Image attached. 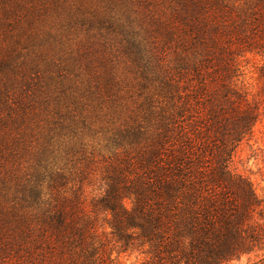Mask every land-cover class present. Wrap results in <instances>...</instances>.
<instances>
[{
  "label": "trees",
  "instance_id": "trees-1",
  "mask_svg": "<svg viewBox=\"0 0 264 264\" xmlns=\"http://www.w3.org/2000/svg\"><path fill=\"white\" fill-rule=\"evenodd\" d=\"M187 1L191 15L175 11L151 24L147 42L136 34L126 41L141 65L166 37L165 45L177 44L179 72L169 73L162 57L155 61L161 99L119 130L128 149L105 167L101 195L88 202L86 178L77 181L68 163L59 164L64 132L86 126L75 110L58 106L39 163L22 169L0 151V264H120L114 246L141 253V264H233L264 250V201L230 167L262 116L237 82L247 56L264 63V0ZM4 67L7 104H0L35 121L49 110L39 100L51 87ZM115 85L109 76L97 95L112 97ZM14 96L21 106L11 104Z\"/></svg>",
  "mask_w": 264,
  "mask_h": 264
},
{
  "label": "rangeland",
  "instance_id": "rangeland-1",
  "mask_svg": "<svg viewBox=\"0 0 264 264\" xmlns=\"http://www.w3.org/2000/svg\"><path fill=\"white\" fill-rule=\"evenodd\" d=\"M186 2L0 0V69L7 66L27 79L30 77V84L36 77L35 84L41 81L45 90L51 87L49 95L39 100H48L49 110L39 112L35 121L24 120V114L16 117L11 109L0 104V142L3 140L8 146L0 147V151L6 150L9 161L22 169L39 163L47 154L44 145L56 132L53 126L58 106L64 107L65 112L75 110L87 118L86 126L81 125L79 132H64L67 138L59 145V164L68 163L77 181L86 178L88 202L101 195L105 189L102 182L105 167L123 159L128 149L119 145V130L149 114L151 105H157L161 99L155 61L162 57L169 73L179 72L177 44L165 45L169 42L166 37L159 38L162 50L150 48L141 65L130 52L134 49L133 42L126 41L136 34L147 42L154 30L151 24L164 21L175 11L181 16L191 15L194 9ZM263 65L261 58L255 56L242 60L243 75L237 86L261 106L262 116L253 137L237 149L230 167L234 173L248 178L264 201V81L260 79ZM109 76L116 83L112 91L115 95L108 97L103 92L97 95ZM11 79L12 76L7 77L4 83L10 86ZM192 83L197 84L195 80ZM89 90L95 94L91 95ZM14 97L11 104L21 106V98ZM0 99L6 103L1 94ZM29 117L34 118L32 112ZM113 253L120 264H141L144 260L141 253H122L116 246ZM233 264H264V250Z\"/></svg>",
  "mask_w": 264,
  "mask_h": 264
}]
</instances>
